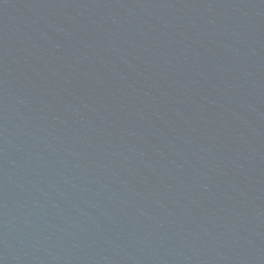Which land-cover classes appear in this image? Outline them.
<instances>
[{"label":"water","instance_id":"obj_1","mask_svg":"<svg viewBox=\"0 0 264 264\" xmlns=\"http://www.w3.org/2000/svg\"><path fill=\"white\" fill-rule=\"evenodd\" d=\"M0 264H264V0H0Z\"/></svg>","mask_w":264,"mask_h":264}]
</instances>
